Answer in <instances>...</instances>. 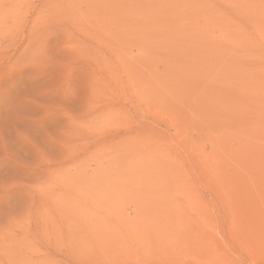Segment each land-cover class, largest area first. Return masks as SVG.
Segmentation results:
<instances>
[{
    "label": "rangeland",
    "instance_id": "1",
    "mask_svg": "<svg viewBox=\"0 0 264 264\" xmlns=\"http://www.w3.org/2000/svg\"><path fill=\"white\" fill-rule=\"evenodd\" d=\"M0 264H264V0H0Z\"/></svg>",
    "mask_w": 264,
    "mask_h": 264
}]
</instances>
